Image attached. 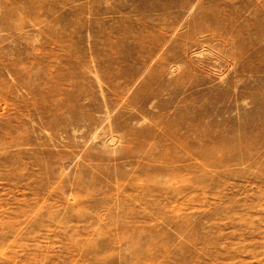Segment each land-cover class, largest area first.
Listing matches in <instances>:
<instances>
[{"label":"rangeland","instance_id":"374dc122","mask_svg":"<svg viewBox=\"0 0 264 264\" xmlns=\"http://www.w3.org/2000/svg\"><path fill=\"white\" fill-rule=\"evenodd\" d=\"M3 11L0 264H264V0Z\"/></svg>","mask_w":264,"mask_h":264},{"label":"bare ground","instance_id":"6f19581e","mask_svg":"<svg viewBox=\"0 0 264 264\" xmlns=\"http://www.w3.org/2000/svg\"><path fill=\"white\" fill-rule=\"evenodd\" d=\"M7 2H8V0H0V12H2L3 14L0 16V26H4L6 23H7V21L9 20V18H10V15H9V11H3V9H4V7L7 5ZM21 7V6H20ZM27 7H29V6H27ZM27 7H23V11L24 10H26V9H28ZM30 8V7H29ZM18 10V9H17ZM30 10V9H29ZM20 11V10H19ZM18 11V12H19ZM203 27V26H202ZM196 33V32H195ZM255 35V34H254ZM216 38V37H215ZM250 38V37H249ZM234 39V41H235V38H233ZM244 40V39H243ZM234 44V43H233ZM249 44V43H248ZM226 52V51H225ZM175 53V52H174ZM226 54V53H225ZM232 55V54H231ZM226 56V55H225ZM228 56V55H227ZM234 57V56H233ZM233 60V59H232ZM235 64H236V62H234ZM238 64V63H237ZM234 72V71H233ZM238 76V75H237ZM182 79V78H181ZM225 82V81H224ZM223 83V82H222ZM23 89V88H22ZM225 93V92H224ZM172 98V97H171ZM137 100V99H136ZM173 100V99H172ZM108 98H104V102H105V106L107 107V109H108V106H109V103H110V101H109V103H108ZM139 102H140V100H139ZM138 101H137V103H139ZM136 103V102H135ZM143 104V103H142ZM237 106V105H236ZM113 116H115V115H113ZM109 117L108 116V122H107V125H106V128H108V130H110V132L111 133H113V131H116V130H118V129H122V128H126V126H125V122H124V120L123 121H115V117ZM131 116V115H130ZM129 117V116H128ZM119 118V117H118ZM130 118V117H129ZM83 119V118H82ZM197 120V119H196ZM115 121V122H114ZM84 122V121H83ZM128 123V122H127ZM187 124V123H186ZM84 125H86V126H88L87 125V123H85ZM90 125V124H89ZM96 125V124H95ZM102 125V124H101ZM156 125V124H155ZM99 126V125H98ZM98 126H97V129H98ZM85 127V126H84ZM105 127V126H104ZM114 128L116 129V130H114ZM137 128V127H136ZM148 128V127H147ZM183 129V128H182ZM181 129V130H182ZM192 129V128H191ZM134 130H136V129H134ZM134 130H131L130 132L131 133H133V134H135V138H132V140L131 141H133V140H137V143H139L140 141H141V138L143 137L144 139H147L148 137H150V135H149V133H150V131H145V132H139V131H144V129L143 130H137V132H135ZM147 130V129H146ZM118 131H122V130H118ZM109 132V131H108ZM166 133H167V135L169 136V137H172V134H171V130L170 129H168L167 131H165ZM170 134H169V133ZM96 133V132H95ZM111 133H110V140H109V143L107 142V140L106 141H104V142H102L103 144H104V146L102 147V149H101V154H99V157L97 158V159H99V158H101V159H112V160H114V159H117L118 157H125L127 160H126V164H132V161H133V158H135V153H137V152H135L134 151V147H133V145H131V141H129V147L128 148H123L122 149V151L121 152H119V153H116V154H114V152H116V149H115V147H113V145H114V139H117L118 140V138H116V136L114 135V134H112L111 135ZM128 134V133H127ZM176 134V133H175ZM122 135H124V134H122ZM167 135H165V136H167ZM128 136V135H127ZM120 137V136H119ZM181 137V136H180ZM123 139V138H122ZM149 139V138H148ZM169 139V138H168ZM126 140V139H125ZM164 140H165V138H164ZM167 140V139H166ZM173 140V139H172ZM143 141V140H142ZM168 141V140H167ZM169 141H170V139H169ZM201 141H203V140H201ZM175 142H177V140H175ZM213 144H215V143H213ZM105 146H107V147H105ZM109 146H112V150L111 151H109L108 149H109ZM123 146V145H122ZM125 147H126V145H124ZM210 146H212V145H210ZM138 147V146H137ZM92 148H93V146H92ZM95 148V147H94ZM118 148V147H117ZM167 148V147H166ZM142 150V149H141ZM137 151V150H136ZM187 151V150H186ZM90 152V151H89ZM142 152V151H141ZM96 153V152H95ZM100 153V152H99ZM160 153V152H159ZM166 153V152H165ZM188 153V152H187ZM97 154V153H96ZM103 154V156L105 155V157H100L101 155ZM140 154V153H139ZM164 154V153H163ZM168 154V153H167ZM186 154V153H185ZM87 155L88 156H90L91 154H88L87 153ZM169 155V154H168ZM202 155V154H201ZM200 155V156H201ZM92 156V155H91ZM94 156V155H93ZM167 156V155H166ZM188 156H190V155H188ZM170 157V156H169ZM203 157H204V155H203ZM175 158V157H174ZM121 159H123V158H121ZM156 159V158H155ZM182 159H184V158H182ZM185 159H187V158H185ZM190 159V158H189ZM168 160V159H167ZM188 160V159H187ZM100 161V160H99ZM102 161V160H101ZM157 161V160H156ZM184 161H186V160H184ZM170 163H173V162H170ZM171 165V164H170ZM173 165H171L170 167H172ZM115 168H117V166H115ZM167 171V170H166ZM168 172V171H167ZM81 173V172H80ZM169 176V175H168ZM131 178V177H130ZM168 178V177H167ZM186 179V178H185ZM79 182V181H78ZM82 182V181H81ZM84 182V181H83ZM203 183V182H202ZM78 184V183H77ZM72 185V184H71ZM79 185V184H78ZM81 185V184H80ZM87 185V184H86ZM85 185V186H86ZM203 185H205V184H203ZM84 186V185H83ZM119 188V187H118ZM182 192H183V190H182ZM145 196V195H144ZM145 198V197H144ZM77 200V199H76Z\"/></svg>","mask_w":264,"mask_h":264}]
</instances>
